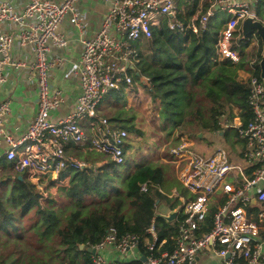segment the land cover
<instances>
[{"label": "built area", "instance_id": "obj_1", "mask_svg": "<svg viewBox=\"0 0 264 264\" xmlns=\"http://www.w3.org/2000/svg\"><path fill=\"white\" fill-rule=\"evenodd\" d=\"M78 2L29 0L17 12L8 0H0V89L7 85L9 70L26 72L28 79L37 80L38 98L36 117L21 137H15L7 129L11 100L0 102V157L12 162L18 173L27 175L40 189L41 200H46L53 188L57 192L67 187L72 171L92 168V163L69 152L71 145L104 154L117 165L126 163L130 135L100 116L99 108L112 92L133 87L130 69L139 62L137 45L152 39L154 29L166 21L176 34L184 37L199 34L208 28L218 11H225L229 18L219 31L213 59L238 64L242 60L240 45L246 41L242 23L248 17L258 19L254 3L246 0H208L207 11L200 7L197 16L189 22L180 3L190 7L194 0H111L112 6L97 33L81 40L83 52L73 70L81 88L76 104L68 115L54 120L53 112L65 104L66 98L61 89H52L50 79L54 70L65 66V58H50V52L52 47L63 51L68 46V39L61 32L67 20L83 31L85 24ZM16 45L30 50L31 61L30 56L22 58L15 54ZM255 62L256 59L251 62L254 72ZM142 81L150 90L151 79L144 77ZM249 86L252 120L246 127H242L239 118L234 125H225L239 129L241 139L247 141L243 153L246 166L234 163L232 153L225 147H218L209 155L198 152L188 135L177 134L175 138L179 142L172 138L167 144L170 162L193 197L184 202L179 234L171 237L176 242L175 250L161 258H147L146 264H196L197 257L208 249L226 259L227 264H241V260L247 264H264V82L250 74ZM151 105L159 115L160 101ZM249 169H253L251 173ZM48 181L53 186L50 191L43 188V183ZM142 191H148L146 184ZM219 194L225 203L215 214L214 226L210 232L199 235ZM254 200L260 207L257 214L252 211ZM145 241L150 251L156 249L155 222L148 229ZM139 242L137 235L119 237L111 230L92 248L96 250L93 262L115 264L117 260H110L104 251L125 255L138 249Z\"/></svg>", "mask_w": 264, "mask_h": 264}, {"label": "trees", "instance_id": "obj_2", "mask_svg": "<svg viewBox=\"0 0 264 264\" xmlns=\"http://www.w3.org/2000/svg\"><path fill=\"white\" fill-rule=\"evenodd\" d=\"M208 7L207 0L203 12ZM199 9L195 6L188 12L193 15ZM253 9L264 23V0H256ZM219 13L205 31L186 37L172 32L164 21L160 28L154 29L152 39L137 45L139 62L130 69V74L133 79H151L149 92L154 101L161 103L159 120L168 139L174 137L177 143L179 139L175 135L178 134L203 140L206 133H219L227 141L236 139L246 148L247 141L241 139L239 129H226L225 125H234L239 118L242 127H246L253 118L248 102L249 79L250 74L261 78L262 42L257 36L259 47L255 55L250 56L241 48L242 60L238 64L229 60L214 61L218 34L227 21ZM255 59L254 72L251 62ZM112 93L115 101L121 102V92ZM119 112V116L107 118L108 121L116 123V127L126 130L130 136L142 135L134 118L123 121L124 110ZM130 149L128 143L125 164L129 163L127 151ZM76 155L91 161L92 168L72 171L69 186L61 188L44 203L26 174L12 171L11 162L0 161V264H94L93 254L79 246L95 248L111 230L119 237L139 236L138 250L148 259L161 258L164 253L175 250L176 242L171 237L179 234L183 208L180 216L171 222L158 214L161 204L171 209L181 205L178 198L171 202L173 199L164 191L169 190L166 166L146 161L122 179L125 164L117 165L110 159L101 166L104 155L93 154L88 149ZM19 175L24 179H19ZM145 184L147 192L142 191ZM224 203L222 199L211 206L199 235L212 230L215 214ZM253 211L257 214L260 208ZM154 222L158 241L156 249L150 251L145 239ZM239 263L247 264L243 260ZM115 264L146 262L119 260Z\"/></svg>", "mask_w": 264, "mask_h": 264}, {"label": "crops", "instance_id": "obj_3", "mask_svg": "<svg viewBox=\"0 0 264 264\" xmlns=\"http://www.w3.org/2000/svg\"><path fill=\"white\" fill-rule=\"evenodd\" d=\"M8 1L12 5H14L15 10L17 12H21L29 3V0H8ZM246 1L254 3L256 0H246ZM206 2L207 0H194L193 5L190 7L188 5L183 7V3H180V7L183 8L184 10L185 19L189 22L197 16L196 13L193 15L189 14L188 12L189 8H193V7L195 8V6H197L198 8L201 7L203 9V7L205 8ZM78 6L82 10L83 23L85 24L83 31L80 28L71 25L70 22L67 20L61 27V32L67 37L69 42L68 46L66 47V49H63V51H61L58 48L52 47L50 52V58L56 56H64L65 58V66L61 69L54 70L51 74V79H50L52 89L53 90L61 89L64 92L66 98L65 104L60 109L53 112L52 117L54 120H59L62 117L68 115L76 104L77 98L81 93V88L78 78L76 74L73 72V70L78 66L83 52V45L81 40L84 37H92L97 33V31L101 27V24L106 16L108 9L112 6V2L111 0H79ZM218 12H220L218 14L219 17H222L226 20L229 18V14L227 12L225 11H218ZM224 13L227 14L225 15ZM9 31L12 32V29H9ZM15 51H16L15 54H17L19 57L23 58L30 56V61H31L32 55L28 48H22L16 45ZM7 74H8L7 85L0 89V102L8 99L11 100L12 112L9 115V118L7 119L8 121L7 129L15 137H21L27 132L29 125L35 119L37 114V99H38L37 80L35 78L28 79L26 72H16L14 70H9ZM142 79H144V77H141L140 79H134V85L131 89H122L120 91H115V92H121L119 93L122 94L121 102L115 101L114 99L115 96H113V93H111L107 97L106 101L109 100V104H114L115 106H119L118 110L115 113H113L111 117H108L109 119L111 120L112 118L114 119L115 117L121 114L119 112L120 110H124L123 115H121L124 118L121 119H123V121H126L127 119L129 120L133 118L130 117V113H129V110H131V108L133 107L139 108L144 106H146V108L150 107V105L154 102V100L151 97L150 92L146 87V84L142 81ZM112 101L113 103H111ZM105 103L103 102L100 108L104 106ZM104 118L107 119V117ZM111 125L117 126L116 123L113 124L111 123ZM220 137H221L220 139H223L224 147L229 144H232L234 146V149L238 151V154L236 156L234 155L232 156L233 162L242 166H246V162L243 159L245 146H243L242 143L237 142L236 139L234 140L231 138L229 141H227L223 135ZM68 150L70 153L74 154L75 156H77L76 152L79 151L86 152V149L80 148L76 145L69 146ZM213 150H215V148ZM2 159L6 160V158L0 157V161H2ZM109 160L110 158L104 155L103 160H101L100 163H104L105 165L108 163ZM13 170L14 172L18 173L14 169V165L12 171ZM32 184L35 185L34 183ZM59 190L57 192L55 190L53 191L51 190L52 193L49 194V197L56 196L59 193ZM187 194H188L187 197L179 194L175 195L181 202V205L178 208L171 209L168 206H165L164 207L165 211H160V206H161L160 205L158 209V214H160L163 217H168L170 214L176 212L177 213L176 218H178L180 216V212L182 208L184 207L185 204L184 202H187L193 197L191 193L188 192ZM49 197L47 199H49ZM218 197H219L218 201L223 199L221 197V194H219ZM170 198L173 199V197ZM46 200H41L40 197V201L42 203H44ZM256 208H260L259 203L257 201H253V209ZM136 250L129 252L125 255L117 254L112 250H106L103 252V254L106 257L110 258V260L133 261V260H139L142 258V256H144L139 252V250L138 251ZM208 250L209 252H206L207 251L206 250L204 251L205 253L203 252L204 253L203 255L200 254L197 257L196 264H227L226 259L218 256L211 249Z\"/></svg>", "mask_w": 264, "mask_h": 264}, {"label": "rangeland", "instance_id": "obj_4", "mask_svg": "<svg viewBox=\"0 0 264 264\" xmlns=\"http://www.w3.org/2000/svg\"><path fill=\"white\" fill-rule=\"evenodd\" d=\"M224 14L226 15L227 13ZM240 46L242 49H244V51L247 52L248 55L250 56L251 54L255 55L259 47V41L257 36L255 35L254 37L253 36L249 37ZM106 99L107 97L103 101L104 103L105 102L106 103L104 104V106L99 108V111H100V116H104L108 118L111 117V115H113V113H115L118 110L119 106H115L114 104H109V100L106 101ZM111 103H113V101ZM129 113H130V117L134 118L135 125L139 129V131H141L142 135L132 134L128 140V143L131 144V149L127 151V160L129 161V163L125 164L122 168V177H123L122 179H124L127 175H130L133 172H135L138 169V167L141 164L145 163L146 161L158 162L166 166L165 167L166 179H167V184H169L168 185L169 190L164 189V191L169 197H173V200L171 202H174V200L177 199V196L175 195L185 194L184 196H186L187 191L185 190V188L184 189L182 188L183 185L178 178L176 166L170 162L168 148H166L167 144L172 140V138L174 139V137L168 139L167 133L161 130L162 124L159 120V115H157V113L154 110V106L150 105V107L147 108L146 106L139 108L133 107L131 108V110H129ZM218 134L219 133H214V134L206 133L204 135L205 138L203 140L202 139L198 140L190 136L189 137L194 141L195 149L198 152L204 155H209L210 154L209 152H211L214 148L216 149L217 147H224L223 139H220L221 137ZM202 137L203 134L200 138ZM229 145L225 146V148H228L230 150L232 156L233 155L236 156L238 154V151L234 149V146L232 144ZM93 154H97V153H93ZM43 188L46 191H50V189H52L53 186L51 182L48 181L47 183L45 182L43 183ZM52 190L55 189L53 188ZM36 191L37 193H41L40 189L37 186H36ZM165 206L166 204H161L160 211H165L164 208ZM206 252H209V250H207ZM204 253L202 252L201 255H203Z\"/></svg>", "mask_w": 264, "mask_h": 264}, {"label": "water", "instance_id": "obj_5", "mask_svg": "<svg viewBox=\"0 0 264 264\" xmlns=\"http://www.w3.org/2000/svg\"><path fill=\"white\" fill-rule=\"evenodd\" d=\"M219 10V8H218ZM241 31H242V35L245 39H248L249 37L252 36H258L262 42V58L260 60L259 66H260V75H261V79L264 82V23L262 21H260L257 18L254 17H248L246 18L241 26ZM131 68H134V66H131ZM202 136V134H200V137ZM19 179H24V177L22 175L19 176ZM256 201V200H254ZM177 217V213L174 212L172 214H170L168 217H164L165 219H167L168 221H173L175 220ZM81 250L86 249L89 253L95 254L96 250L92 249V248H86L84 244H81L80 246ZM138 251V250H136ZM142 261L147 262V258L145 256H142L141 258Z\"/></svg>", "mask_w": 264, "mask_h": 264}]
</instances>
